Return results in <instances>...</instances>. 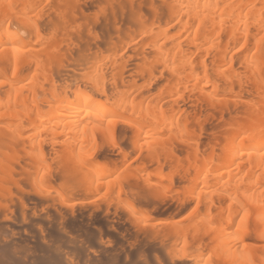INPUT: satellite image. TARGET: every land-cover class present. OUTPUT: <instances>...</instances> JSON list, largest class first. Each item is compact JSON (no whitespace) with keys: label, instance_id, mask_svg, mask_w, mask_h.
<instances>
[{"label":"bare ground","instance_id":"obj_1","mask_svg":"<svg viewBox=\"0 0 264 264\" xmlns=\"http://www.w3.org/2000/svg\"><path fill=\"white\" fill-rule=\"evenodd\" d=\"M0 264H264V0H0Z\"/></svg>","mask_w":264,"mask_h":264},{"label":"rangeland","instance_id":"obj_2","mask_svg":"<svg viewBox=\"0 0 264 264\" xmlns=\"http://www.w3.org/2000/svg\"><path fill=\"white\" fill-rule=\"evenodd\" d=\"M240 105H241V104H240ZM244 105H245V104H244ZM244 105H242V106L245 107ZM238 106H239V105H238ZM238 106H237V107H238ZM237 107H236V108H237ZM239 108H240V107H238V109H239ZM241 108H242V107H241ZM232 112H233V110H232ZM234 113H235V112H233L232 114H230V112H229V113H228V114H229V117L232 116V115H234ZM227 116H228V115H227ZM215 121H216V120H213V121H210V122H211V124H212L213 122L215 123ZM208 124L210 125V123H208ZM209 125H208V126H209ZM216 125L218 126V125H219V122H218V124L216 123ZM216 125H215V126H216ZM210 126H211V125H210ZM212 127H214V126L212 125ZM210 128H211V127H210ZM206 136H207V135H206ZM207 138H208V137H207Z\"/></svg>","mask_w":264,"mask_h":264}]
</instances>
